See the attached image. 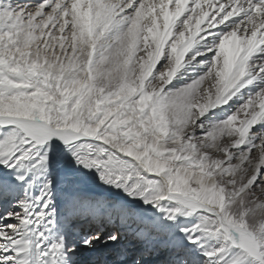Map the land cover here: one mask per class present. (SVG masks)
Returning a JSON list of instances; mask_svg holds the SVG:
<instances>
[{"label": "snow or ice", "instance_id": "obj_1", "mask_svg": "<svg viewBox=\"0 0 264 264\" xmlns=\"http://www.w3.org/2000/svg\"><path fill=\"white\" fill-rule=\"evenodd\" d=\"M160 256L264 264V0H0V264Z\"/></svg>", "mask_w": 264, "mask_h": 264}, {"label": "rangeland", "instance_id": "obj_2", "mask_svg": "<svg viewBox=\"0 0 264 264\" xmlns=\"http://www.w3.org/2000/svg\"><path fill=\"white\" fill-rule=\"evenodd\" d=\"M83 186L85 187L84 190L86 191V193H84L85 195H93L97 192V189L92 184H85ZM160 257L163 258V256H160ZM158 261H160V260H158Z\"/></svg>", "mask_w": 264, "mask_h": 264}, {"label": "bare ground", "instance_id": "obj_3", "mask_svg": "<svg viewBox=\"0 0 264 264\" xmlns=\"http://www.w3.org/2000/svg\"><path fill=\"white\" fill-rule=\"evenodd\" d=\"M84 188H85V187H84V186H82V191H83V193H86V191L84 190ZM163 260H164V257H163V258H161V261H162V262H163ZM162 262H161V263H162Z\"/></svg>", "mask_w": 264, "mask_h": 264}]
</instances>
